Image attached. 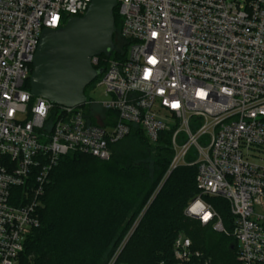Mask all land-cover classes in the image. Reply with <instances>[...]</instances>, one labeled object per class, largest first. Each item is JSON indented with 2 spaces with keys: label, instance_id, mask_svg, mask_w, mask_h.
Masks as SVG:
<instances>
[{
  "label": "built area",
  "instance_id": "2783aa9c",
  "mask_svg": "<svg viewBox=\"0 0 264 264\" xmlns=\"http://www.w3.org/2000/svg\"><path fill=\"white\" fill-rule=\"evenodd\" d=\"M91 1L0 0V264H19L59 159L108 160L135 128L154 145L167 138L163 179L197 166L200 194L186 216L226 232L205 196L225 199L238 264H264V0H118L128 48L97 81L104 99L65 106L34 96L43 29L64 27ZM142 214L105 264H128L118 256ZM172 253L173 264H211L184 233Z\"/></svg>",
  "mask_w": 264,
  "mask_h": 264
},
{
  "label": "trees",
  "instance_id": "16d2710c",
  "mask_svg": "<svg viewBox=\"0 0 264 264\" xmlns=\"http://www.w3.org/2000/svg\"><path fill=\"white\" fill-rule=\"evenodd\" d=\"M114 15L116 35L121 26L118 7ZM127 48L123 40L94 66L105 68L110 59H124ZM172 154L167 138L154 145L135 128L112 146L108 160L84 153L62 156L41 197L40 225L27 238L19 264H105L142 211L118 262L173 264L174 240L184 233L211 264H238L228 202L205 196L226 232L186 216L185 208L200 194L197 166L178 167L163 179Z\"/></svg>",
  "mask_w": 264,
  "mask_h": 264
},
{
  "label": "water",
  "instance_id": "95a60500",
  "mask_svg": "<svg viewBox=\"0 0 264 264\" xmlns=\"http://www.w3.org/2000/svg\"><path fill=\"white\" fill-rule=\"evenodd\" d=\"M117 4L118 0H92L82 16L70 17L64 27L43 29L32 61L34 96L65 106L86 101L87 86L104 72L93 59L115 50Z\"/></svg>",
  "mask_w": 264,
  "mask_h": 264
},
{
  "label": "rangeland",
  "instance_id": "374dc122",
  "mask_svg": "<svg viewBox=\"0 0 264 264\" xmlns=\"http://www.w3.org/2000/svg\"><path fill=\"white\" fill-rule=\"evenodd\" d=\"M122 42H123V39H122L121 35L119 33L116 34L114 37V43L116 45V48H115L116 50L120 48V45ZM100 77H101V75H99V77L96 81H93L91 84H89L87 86L85 92H86L88 99H93L94 101H101L102 99H104L103 87L97 86V81L99 80ZM195 158H196V155H195V147H194V149L188 155V159L192 160ZM229 208H230V206H229ZM256 209L258 211H260L262 214H264V210L261 207L257 206Z\"/></svg>",
  "mask_w": 264,
  "mask_h": 264
},
{
  "label": "snow or ice",
  "instance_id": "6c2138e0",
  "mask_svg": "<svg viewBox=\"0 0 264 264\" xmlns=\"http://www.w3.org/2000/svg\"><path fill=\"white\" fill-rule=\"evenodd\" d=\"M202 95V94H201Z\"/></svg>",
  "mask_w": 264,
  "mask_h": 264
}]
</instances>
